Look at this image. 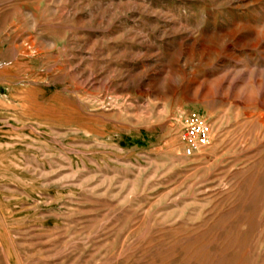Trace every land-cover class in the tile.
<instances>
[{"label": "rangeland", "instance_id": "1", "mask_svg": "<svg viewBox=\"0 0 264 264\" xmlns=\"http://www.w3.org/2000/svg\"><path fill=\"white\" fill-rule=\"evenodd\" d=\"M0 264H264V0H0Z\"/></svg>", "mask_w": 264, "mask_h": 264}, {"label": "built area", "instance_id": "2", "mask_svg": "<svg viewBox=\"0 0 264 264\" xmlns=\"http://www.w3.org/2000/svg\"><path fill=\"white\" fill-rule=\"evenodd\" d=\"M212 125L203 115L189 114L182 126V151L187 157H193L209 146L212 136Z\"/></svg>", "mask_w": 264, "mask_h": 264}]
</instances>
